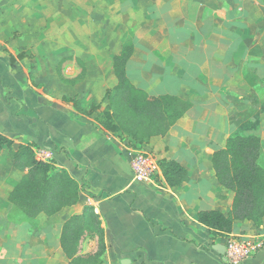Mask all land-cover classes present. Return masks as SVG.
<instances>
[{
    "label": "crops",
    "instance_id": "obj_1",
    "mask_svg": "<svg viewBox=\"0 0 264 264\" xmlns=\"http://www.w3.org/2000/svg\"><path fill=\"white\" fill-rule=\"evenodd\" d=\"M12 14L20 31L16 43L34 46L46 31L42 45L57 61L74 55L89 62L93 45L98 53L109 49L101 57L111 60L123 38H130L131 82L150 95L177 98L167 133L131 145L103 128L84 104L79 111L56 91L21 89L20 102L15 91L6 94L3 85L23 77L5 51V16ZM108 73L105 90L116 81ZM0 133L12 142L0 149V264H67L58 234L87 206L103 228L99 264H229L214 248L229 239L256 246L240 264H264V216L260 225L235 220L224 233L197 217L203 208L224 214L231 208L233 193L218 183L211 165L230 134L257 135L264 167V0H0ZM19 145L44 151L53 166L66 169L80 186L77 202L33 221L11 215L7 197L24 173L10 154ZM138 152L178 160L188 180L169 186L154 158L152 177L137 179L131 162ZM87 241L84 252L94 247Z\"/></svg>",
    "mask_w": 264,
    "mask_h": 264
},
{
    "label": "trees",
    "instance_id": "obj_2",
    "mask_svg": "<svg viewBox=\"0 0 264 264\" xmlns=\"http://www.w3.org/2000/svg\"><path fill=\"white\" fill-rule=\"evenodd\" d=\"M133 52L130 38H123L119 50L110 60L115 84L105 91L106 103L95 116L108 131L126 138L131 145L149 142L164 136L172 125L177 109V98L170 95L153 96L134 85L126 69ZM73 63L79 69L74 76H65L64 64ZM87 73L86 61L80 57L63 56L57 62V74L66 84H77ZM82 111V98H65ZM100 106H94V111ZM91 113L90 109L84 110ZM11 140L0 133V149ZM13 166L24 173L14 181L8 201L26 219L33 221L41 214L53 215L77 202L79 184L68 171L52 167V162L37 158L30 145H19L12 151ZM260 138L254 134L232 133L225 145L211 156V165L218 183L233 193L227 214L214 208H203L197 213L198 221L216 232H229L235 220H248L260 225L264 216V167L259 163ZM159 168L169 186L188 180V172L176 159H162ZM93 240L94 247L84 252V242ZM67 264H99L105 249L103 228L93 208L87 206L81 213L70 216L62 223L58 234Z\"/></svg>",
    "mask_w": 264,
    "mask_h": 264
},
{
    "label": "rangeland",
    "instance_id": "obj_3",
    "mask_svg": "<svg viewBox=\"0 0 264 264\" xmlns=\"http://www.w3.org/2000/svg\"><path fill=\"white\" fill-rule=\"evenodd\" d=\"M88 1L92 2L93 0ZM74 17L76 16H73V18ZM5 18L9 22L4 24L5 27L3 30L5 39H7L6 42L8 43V45L5 47V51L9 53L8 57L10 65L14 69L15 74L17 72L18 75H23L22 78H16L18 82H15V77L9 79L3 85L5 93L9 94L11 91H15V93L19 95V97H15V99L19 102L21 101L20 90H24L25 88H29V90L32 92H38L39 90L44 93L47 91H56L59 94H63L64 97L71 99L81 96V104H84L86 108L90 109L91 113H94L96 116L106 103L105 91L107 89L105 90V88L111 85V80L109 79L111 74L108 73L109 69H111L110 60L103 59L106 54L109 55L111 53L110 50L107 49V52L103 54V52L98 53L100 48H96L94 45L92 47L89 46L87 49V54L90 56V60L89 62H86L87 73L84 77V80L77 84H64L67 85V87L63 88L60 85H57V83L63 84L64 82L59 80V74L54 73V69L57 72L58 59H55L53 53L48 51L49 49L42 45L43 42L47 43L48 32H41L44 34H41L38 38L35 37L37 40H33L34 46L32 45L31 47H24L16 43V39L20 31L17 29V25L13 20L15 15H7ZM87 33H89V36L92 35V39H94V32ZM36 41L39 42V46H35ZM98 54L99 56H97ZM25 57H27V59H25ZM71 64L74 66V69H65L67 64H64L62 72L66 71L69 76H74L79 72V69L75 64ZM98 105L100 108L97 110L94 109V111L91 110V108ZM145 154L147 155V153ZM36 155H38V153ZM44 157L45 160H50L51 158L49 156ZM152 158L156 159L158 164L160 160L164 159L161 156H157V154L156 156L154 154ZM262 161L264 163V159ZM52 167L55 168L53 165ZM13 214H18V211L15 208L11 210V215ZM87 242L88 243L86 247L93 246V240L90 239V241Z\"/></svg>",
    "mask_w": 264,
    "mask_h": 264
},
{
    "label": "built area",
    "instance_id": "obj_4",
    "mask_svg": "<svg viewBox=\"0 0 264 264\" xmlns=\"http://www.w3.org/2000/svg\"><path fill=\"white\" fill-rule=\"evenodd\" d=\"M44 151L38 152L37 158L45 160ZM157 167L156 162L143 152L134 155L131 168L137 179L148 180L152 177ZM256 246L249 239H229L225 244V260L229 264H240L252 255Z\"/></svg>",
    "mask_w": 264,
    "mask_h": 264
},
{
    "label": "water",
    "instance_id": "obj_5",
    "mask_svg": "<svg viewBox=\"0 0 264 264\" xmlns=\"http://www.w3.org/2000/svg\"><path fill=\"white\" fill-rule=\"evenodd\" d=\"M214 248L220 253V254H223L225 252V246L222 245V244H215L214 245ZM127 261V259H124L121 263L122 264H125Z\"/></svg>",
    "mask_w": 264,
    "mask_h": 264
}]
</instances>
